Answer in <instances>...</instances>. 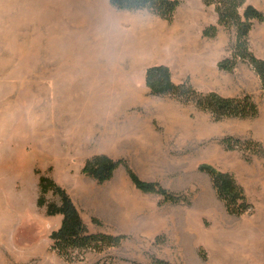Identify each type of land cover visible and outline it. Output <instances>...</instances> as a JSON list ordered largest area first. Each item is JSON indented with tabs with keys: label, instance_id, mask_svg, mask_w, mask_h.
Returning <instances> with one entry per match:
<instances>
[{
	"label": "rangeland",
	"instance_id": "1",
	"mask_svg": "<svg viewBox=\"0 0 264 264\" xmlns=\"http://www.w3.org/2000/svg\"><path fill=\"white\" fill-rule=\"evenodd\" d=\"M179 1L167 21L171 41H179L173 30L190 10L203 29L216 25L217 32L205 37L203 29H191L199 41L184 58L174 51L166 60L172 81L188 80L203 94H248L264 110L260 80L247 62L231 72L218 68L231 55L234 28L218 25L214 6L203 0ZM114 8L109 0H0V264H151L155 257L171 264H264L251 226L257 209L229 215L198 170L209 163L240 177L241 163L264 161L252 149L222 143L227 136L255 141L236 136L248 135L254 117L215 120L192 100L150 94L147 67L118 65V50L103 42L107 30L100 23ZM200 40L216 42L215 72L200 69L208 49ZM97 153L123 159L140 179L183 193L190 203L141 192L123 165L97 183L81 172ZM37 171L65 189L90 231L122 234L120 244L74 252L71 260L58 255L50 234L62 217L37 207ZM46 198L58 201L51 193Z\"/></svg>",
	"mask_w": 264,
	"mask_h": 264
},
{
	"label": "trees",
	"instance_id": "2",
	"mask_svg": "<svg viewBox=\"0 0 264 264\" xmlns=\"http://www.w3.org/2000/svg\"><path fill=\"white\" fill-rule=\"evenodd\" d=\"M205 5H213L217 15V24L225 28L233 27L235 42L231 55L218 62V68L231 72L238 61L247 62L260 80L264 92V60L256 57L249 48L248 34L253 21L263 22L264 14L246 0H203ZM119 10H147L160 18L171 22L179 0H109ZM216 25L203 29L202 35L214 37ZM145 85L150 94L156 96L172 95L185 101L192 100L196 106L208 110L215 120L225 117L253 118L258 115L257 105L248 94L238 97H225L216 92L198 93L188 80L175 83L172 81L170 69L163 64L149 66L145 71ZM226 149L246 148L254 150L255 155L264 156L261 144L253 140H240L232 136L223 139ZM253 147V148H252ZM123 165L134 186L144 193L161 195L163 201L172 204L190 203L187 195L169 191L156 181H144L127 165L123 159H112L105 154H95L86 159L81 172L102 184L110 180L115 170ZM198 170L209 176L216 197L223 203L229 215L241 216L252 210L243 187L233 174L221 171L209 163H202ZM39 174V171H37ZM56 196L58 201H50L46 195ZM36 205L44 208L47 216L60 215V227L50 234L51 248L65 260H71L73 253L87 250L102 251L107 247L118 246L123 239L122 234L92 232L80 216L69 194L55 180L46 174H39L38 197ZM101 225L97 218L92 220ZM132 264H143L133 262ZM151 264H171L167 260L155 257Z\"/></svg>",
	"mask_w": 264,
	"mask_h": 264
},
{
	"label": "crops",
	"instance_id": "3",
	"mask_svg": "<svg viewBox=\"0 0 264 264\" xmlns=\"http://www.w3.org/2000/svg\"><path fill=\"white\" fill-rule=\"evenodd\" d=\"M246 3L254 6L264 14V0H255V2L254 0H247ZM114 9L111 12L112 17H109L110 14L105 15L100 26L105 27L107 30L103 42L114 44V49L119 52L116 58L117 64L122 66H146L147 68L158 64L169 66L166 60L172 55V52L176 51L177 56L184 58L190 44L199 41L200 38L190 37L191 29L198 27L199 32H201L205 26L199 24V19L194 17V12L192 13L190 10L189 14L173 30L180 34L179 41H171L169 23L166 20L153 15L147 10ZM211 23H216V20ZM248 37L250 51L256 57L264 60V21H253ZM205 41L207 42L201 41L203 49L206 50L205 47L208 49L204 52L206 54H204L203 61L199 66L201 70L206 71L207 68V72H215L217 64L216 42L212 44L209 40ZM154 58H160L161 60L159 63L150 64V61ZM257 116L249 122L248 135L239 133L236 136L242 139L246 136L250 137L264 147V110L260 106L258 107ZM240 166L244 171L240 177L234 168H220L218 166L216 168L233 174L236 181L243 187L246 198L252 205V210L247 213V216L253 215L254 209H257L258 214L252 218L251 226H256L257 239L261 240L264 255V161L255 159L251 165L241 163ZM71 171L72 169H66L65 173L70 174ZM82 193H84L83 187ZM255 219H259V221L256 222ZM253 236L254 233L248 241H253Z\"/></svg>",
	"mask_w": 264,
	"mask_h": 264
}]
</instances>
